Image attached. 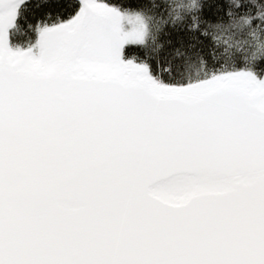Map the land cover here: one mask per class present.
Segmentation results:
<instances>
[{
  "label": "snow or ice",
  "instance_id": "6c2138e0",
  "mask_svg": "<svg viewBox=\"0 0 264 264\" xmlns=\"http://www.w3.org/2000/svg\"><path fill=\"white\" fill-rule=\"evenodd\" d=\"M0 264H264V0H0Z\"/></svg>",
  "mask_w": 264,
  "mask_h": 264
},
{
  "label": "trees",
  "instance_id": "16d2710c",
  "mask_svg": "<svg viewBox=\"0 0 264 264\" xmlns=\"http://www.w3.org/2000/svg\"><path fill=\"white\" fill-rule=\"evenodd\" d=\"M31 39L34 41L35 35L30 30H28L26 26L23 28L21 33H18L16 36L13 37V41L22 46H27V43Z\"/></svg>",
  "mask_w": 264,
  "mask_h": 264
}]
</instances>
